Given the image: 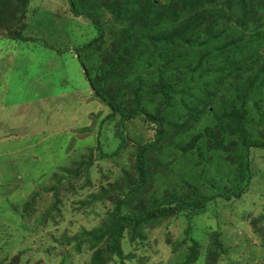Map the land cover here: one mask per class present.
I'll use <instances>...</instances> for the list:
<instances>
[{
	"label": "rangeland",
	"instance_id": "1",
	"mask_svg": "<svg viewBox=\"0 0 264 264\" xmlns=\"http://www.w3.org/2000/svg\"><path fill=\"white\" fill-rule=\"evenodd\" d=\"M119 1L115 6H109L108 0H81L86 8L95 12L105 29L106 45L113 40L114 33L119 38L124 32L119 15H128L139 8L132 6L124 11L125 2ZM163 2L156 0L158 4ZM208 6L215 9L219 7V1ZM221 9L210 11L208 19L215 14V18L212 15L215 33L223 43L234 31L236 22L225 18L227 23L224 24ZM253 17L264 24V14L254 11ZM262 30L264 32V26ZM98 35V29L88 18L72 13L68 0H0V264H90L94 251L106 246L101 243L95 248L90 247L84 232L102 225L112 202L89 203L91 195L100 191L97 177L109 172L111 178L108 169L121 171L118 161L124 166L127 162L123 155L114 161L96 159L89 175L93 184L86 182L82 174L76 188L62 189L55 197L50 192L38 199L35 206L26 204L40 188V183L48 182L46 176L53 173V167L76 168L75 164L87 160L92 149L98 155L99 140L106 151L116 148L113 137L118 128V117L101 123L111 109L94 95L76 53V48L88 44ZM138 39L140 42L132 44L136 52L142 49L141 46L146 50L153 48L150 41ZM97 49L104 50L106 46L100 42ZM135 50L127 51L134 53ZM83 53L84 57L91 56V50ZM183 63L180 71L186 76L181 80L187 86L192 75ZM141 70L145 71L139 67L137 72ZM106 74L105 88L112 93L117 89L127 93L133 86L125 81L122 70L114 74L109 69ZM224 84L223 98H216L221 101L214 99L211 110L218 115L227 112L231 119V107L239 98L235 110L241 111L243 107L247 113L244 126L249 132V142H264V85L260 87L261 83L256 82L251 86L247 82L248 86L239 83L237 88H231L232 84L229 87L228 82ZM200 97L199 91L197 94L191 91L184 102L179 95L174 98V109L179 115L174 118L185 128L200 120L199 114L201 124L209 115ZM154 100L143 99L141 102L153 111ZM186 108L199 114L195 116ZM127 131L129 145L123 154L131 150L132 145L153 138L154 134L153 127L141 117L128 123ZM228 131L225 134L217 132L216 138L222 141L225 137L227 148H230L229 144L234 145L228 164L234 166L237 173L241 159L235 151H242L243 145L239 134ZM181 133L180 129L176 132ZM204 134L203 127L195 133L188 132L182 145V148H189L187 151L174 146L169 155L157 153L161 163L157 183L146 193L145 200L156 205L164 197L170 201L175 195L189 196L196 188L207 193L205 185H211L213 181L227 187L225 175H221L223 170L216 171L215 167L224 164L220 150L205 147L207 140L200 139ZM177 138L173 140L180 141ZM203 145L210 152L203 151L204 156L200 152ZM208 157H213L215 163L210 167L205 163ZM249 160L253 178L249 191L240 199L225 206L220 204L218 209L210 202L206 214L194 217L192 224L185 213L163 218L158 225L142 227L143 238L136 235L132 239L133 235L126 229L120 244L122 255L104 254L108 256L106 264H180L188 256L192 240L200 247L198 260L191 264H264V149H250ZM77 179L73 177L71 182ZM156 186L161 190L155 193L153 188ZM223 216V221L219 220ZM78 235H83L84 241H77Z\"/></svg>",
	"mask_w": 264,
	"mask_h": 264
},
{
	"label": "trees",
	"instance_id": "2",
	"mask_svg": "<svg viewBox=\"0 0 264 264\" xmlns=\"http://www.w3.org/2000/svg\"><path fill=\"white\" fill-rule=\"evenodd\" d=\"M118 1L108 0V4L115 6ZM121 1L125 2L124 11L132 6L139 8L128 15H119L124 23V32L119 38L114 33L113 40L106 45L104 43L105 29L95 12L91 8H86L81 0H68L72 13L78 17L85 16L99 31V35L88 44L76 48V53L94 95L111 109V113L103 118L101 123L105 124L118 117V128L113 137L117 143L116 148L111 152L106 151L99 140L96 146L98 155H95L92 149L87 155V160L78 164L74 163L76 168L70 170L68 167L62 169L58 166L53 167L51 169H55L53 173L49 172L46 176L48 182L40 183V188L35 190L26 202L35 206L38 199L48 196L50 192H53L55 197L62 189L66 191L76 188L82 174L86 182L92 183L89 175L96 159L114 161L121 159L123 155L127 162L124 166L123 162L118 161L122 166L121 171L108 169L111 172V178H109V172L103 173L101 177L98 176L97 180L101 184L100 191L98 194L91 195L89 204L108 200L112 202V206L105 214L104 224L93 228L90 232H84L90 247L95 248L101 243H106L105 247L94 251L90 264H106L107 254H118L120 257L122 255L120 244L126 229L130 230L132 239L136 235L143 238L140 232L142 227L158 225L163 218L179 217L185 213L189 223L192 224L194 217L206 214L210 202H214L218 209L220 204L225 206L228 202L240 199L249 191L253 178L249 160L250 149H264V142L253 144L249 142V132L244 126L247 113L243 107L241 111L235 110L239 103L238 97V102L231 107V119L227 112L218 115L211 110L214 99L223 98L225 82L229 83L228 87L232 84L231 88H237L239 83L243 84L242 86L247 85V82L251 86L256 85V82L261 83L260 87L264 85V32L262 30L264 24L253 17L254 11L264 14V0H164L160 4L156 3V0H120L119 2ZM212 1H219V7L210 8L208 6L210 3L214 5ZM220 7H222L221 15H223L224 24L227 23L225 18L236 22L234 31L228 34L229 38L223 43L220 41L221 37H218L219 34L215 33L217 30L215 19H212V15L215 18V14L212 13L210 20L208 19L209 12L213 10L219 12ZM140 37L150 41L153 48L147 47L146 50L145 46H141L142 49L136 52L132 44L140 42L138 39ZM100 42L106 46V49H97ZM87 49L91 50L90 57L83 56V52ZM127 50H135V52L131 53ZM153 58H155L154 61ZM183 62L188 67L189 74L192 75L189 81L187 80V86L183 85L181 80L182 76H186L180 71ZM257 66L259 67L256 69ZM139 67L145 71L137 72ZM109 69H112L114 74L119 70L125 73V81L133 84L132 87H127L129 89L127 93L121 89L112 93L105 88L104 78L108 77L106 72ZM252 78H255V81H252ZM191 91L196 94L198 91L201 93V104L204 101L203 105L209 115L205 116L204 124H201L200 114L192 108H186L195 116L199 114L201 119L189 123L185 128L184 124H179L174 118L175 115L179 116L177 109H174V98L179 95L184 102L185 96H189ZM143 99L150 102L155 99L153 103L156 106L153 111L143 106L141 102ZM221 99L216 100L221 101ZM222 109L223 107H220V110ZM138 117L153 127V138L132 145V149L123 154L129 145L127 124ZM202 127L205 129V134L200 139L207 140L205 147L209 150H220L219 155L224 164L215 165V167L216 171L223 170L221 175H225L224 181L228 182L227 187L213 181L211 185H205L207 193L196 188L189 196L175 195L170 201L164 197L162 202L156 205L145 200L146 193L151 191L150 188L157 183L155 181L161 164L157 159V153L169 155L174 146L182 148L185 144V135L188 132L195 133ZM179 129L182 133L176 134ZM227 130L239 134L241 145H243L242 151H235L239 160L241 159L237 173L234 172V166L228 164L234 145L229 144L230 148H227L225 137L222 141L216 138L217 132L225 134ZM176 137L180 138V141H174L173 138L176 139ZM168 139L170 141L166 142ZM204 145L200 149L202 156H204L203 151L209 152ZM187 149L189 148H182L184 151ZM151 153L156 155L152 157ZM212 159L213 157H208L205 160L206 167L215 164ZM98 165L101 164L98 163ZM73 177L78 179L71 182ZM156 187L158 188L155 189ZM156 187L153 188L155 193L161 190L160 186ZM216 215H218L217 210ZM223 218L224 216L219 220L223 221ZM190 231L191 228L188 233ZM83 238V235H78L76 240L84 241ZM199 247V244L192 240L189 254L180 264L196 262L199 258Z\"/></svg>",
	"mask_w": 264,
	"mask_h": 264
}]
</instances>
